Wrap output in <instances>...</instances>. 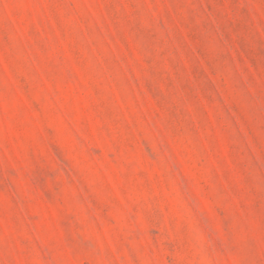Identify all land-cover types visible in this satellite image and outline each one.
<instances>
[{
    "label": "rangeland",
    "instance_id": "obj_1",
    "mask_svg": "<svg viewBox=\"0 0 264 264\" xmlns=\"http://www.w3.org/2000/svg\"><path fill=\"white\" fill-rule=\"evenodd\" d=\"M0 264H264V0H0Z\"/></svg>",
    "mask_w": 264,
    "mask_h": 264
}]
</instances>
